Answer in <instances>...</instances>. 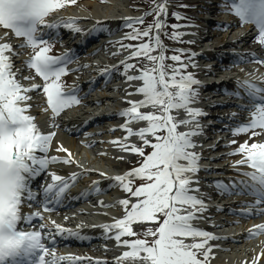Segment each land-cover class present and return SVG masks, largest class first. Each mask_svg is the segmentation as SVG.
<instances>
[{
    "label": "snow or ice",
    "instance_id": "obj_1",
    "mask_svg": "<svg viewBox=\"0 0 264 264\" xmlns=\"http://www.w3.org/2000/svg\"><path fill=\"white\" fill-rule=\"evenodd\" d=\"M104 2V0H101ZM77 0H0V28L10 31L15 37L23 38L19 48L32 49V55L22 61L23 68H16L13 57L19 56L10 43H0V264H81L85 258L57 256L54 247L57 236L65 234L77 236L78 233L62 227L55 221H45L43 212H51L50 205L59 204L74 182L82 174L72 173L65 178L51 173V183L42 189L43 199L35 203L36 211L24 214L23 208H33L38 194L31 188V181L44 174L50 165L71 164V152L59 145L55 151L67 153V156H49L56 133H43L34 123V117L25 114L32 107L27 102L32 99L29 93L41 90L46 95L47 107L53 119L73 105L80 103L77 89L71 92L63 90L61 78L68 73L67 64L72 57L52 56L51 44L44 39L45 29L59 26L68 28L76 34L83 30L76 27L75 18H60L59 22H49L48 18L60 9L74 5ZM232 14L239 18L241 25L252 24L258 30L254 38L264 46V0H227ZM188 8L191 5H180ZM169 0H152L148 12L140 17L124 18L125 26L131 31L123 39L136 43H121L120 47L128 53L121 61L123 75L133 87L127 96L140 95V100H127L129 107L118 113L125 118L120 130L123 137L111 141L121 152L141 158L139 166L115 177L127 198L106 207H120L124 216L111 224L103 226L108 239H114L118 247L128 250L114 257L115 264H210L214 258L213 249L217 247L211 241L223 239L198 226L200 222L210 220L207 215L210 204L200 189V161L204 158L196 149L202 148L196 138L204 134L202 119L207 114L195 107L199 101V89L203 86L190 67L194 63L195 53L184 49H169L162 36L177 43H195L184 41V35L192 33L179 31L190 24H167ZM154 17L153 22L144 27L147 16ZM176 20H189L179 12L170 14ZM171 27L169 34L165 29ZM8 32L5 33L7 37ZM5 37H0V40ZM171 51L173 54L168 56ZM121 54L120 52L113 55ZM250 62L262 63L254 53L249 54ZM135 60L136 63L129 61ZM173 63L169 64L167 61ZM146 61L144 67H138ZM87 67V66H85ZM24 70H34L35 75H22ZM109 70L105 69L102 75ZM136 72L138 74H129ZM39 77L42 84L25 87L21 82ZM237 91L232 93L241 97L239 89L248 100L250 107L239 106L248 111V123L233 130L234 135L248 134L249 140L264 135V81H237ZM133 125H140L134 128ZM52 127H57L53 124ZM181 128L187 129L181 131ZM136 138L138 143L131 142ZM236 144L237 141H231ZM150 148L151 151H146ZM37 153H40L38 155ZM229 155H241L236 161V171L244 179L238 181H215L217 195H246L253 199L244 202L239 215L245 218L264 216V142L239 144ZM123 160L124 156L116 157ZM243 167L250 169L242 171ZM104 176V173H100ZM145 183L133 186L136 180ZM73 182V183H70ZM98 182H93L96 189ZM99 191V189H96ZM218 211H223L217 207ZM43 221L38 226L33 221ZM67 219V217H65ZM21 224L28 225L25 230ZM145 227L142 233L135 226ZM215 226V225H213ZM264 234V223L255 225L247 233L249 238ZM133 240L123 237H139ZM151 237V239H148ZM261 255H264L262 253ZM259 257L256 258L258 261ZM88 264H93L89 260ZM95 264H109L106 260H96ZM256 264V261L253 262Z\"/></svg>",
    "mask_w": 264,
    "mask_h": 264
},
{
    "label": "bare ground",
    "instance_id": "obj_2",
    "mask_svg": "<svg viewBox=\"0 0 264 264\" xmlns=\"http://www.w3.org/2000/svg\"><path fill=\"white\" fill-rule=\"evenodd\" d=\"M120 0H109V2L107 1L106 6L103 7H99L96 3V1H83L81 3H79V5L77 6V9L74 11H70V12H66V13H55L49 20V22H59L60 18H75L76 19V24L75 26L82 29L83 31L79 34H76L73 31H70L68 28L59 26L55 29H45V32L50 33V35H55L54 32L58 33V34H64L66 37H69L72 40H78L80 37L82 38H88L94 33H102L104 30H106V28L109 25L112 26H117L118 25V21L114 20L115 17L119 14H122V10H124V14H127L124 8H122L121 3H119ZM130 3V7L131 9H137L139 10L141 8L140 6V0H138L136 3H133L132 0H126L124 2V5ZM214 3L212 0H203L202 3H196L193 5V7H195L198 11L199 10H203V9H212L215 10L214 12H220L222 14L225 13L224 11V6L223 4L219 3V5L217 6H209V4ZM221 14V15H222ZM224 19H218L217 23H214V25H216V28H218L219 30L215 31L217 32L216 34H214V37H216V46L217 48L214 49V51H219V56L222 57H228V58H234V59H241V58H246V56H249V54L254 53L255 56L256 55V50H254V52H249V53H227V51L225 49L229 48L230 46H234L233 44L236 43L237 41H239V39L241 38L242 40L247 39L248 35L247 33H241L240 35L236 36V34H234L233 32H225L227 31V28H233V26H237L238 23L240 24L241 21L238 20L236 23L232 20V23H227L226 21H223ZM226 24V27H225ZM229 24V26H228ZM111 26V27H112ZM249 27V26H248ZM247 27V28H248ZM223 31V33H221L222 35L219 36L220 32ZM57 34V35H58ZM209 34H206L205 37L208 38ZM5 39L7 40V37H5ZM4 39V40H5ZM212 38H208L207 40H211ZM5 40V41H6ZM8 40H10L8 38ZM7 40V41H8ZM184 40V39H183ZM250 41V40H248ZM208 42V41H205ZM197 42V44L200 45H204V43ZM14 45V44H13ZM259 48H263L262 45ZM18 57V56H16ZM13 57V60L15 62V66H22L23 68V64L21 62L20 58H16ZM250 57V56H249ZM130 63H136L135 60L133 61H129ZM146 61H141L139 64H145ZM111 74H118L116 72V68H111L110 70ZM90 76H82L80 81H77V83H79V85L88 83ZM39 84V83H36ZM135 86H133L132 88L130 87H125L123 88V93L124 95H126V92H130L132 90H134ZM40 90L35 91L36 94H39ZM34 92V93H35ZM30 96L32 97L33 94L30 93ZM142 99V97H138L135 98V100H140ZM127 100H130L128 98H124V99H120L118 102L120 103H124V104H128L126 103ZM41 110V115L40 117H37V122L38 125L40 127H47V126H51L52 124H54L55 122H53L51 119H48L46 117V113L44 112L43 108H41V104L39 107ZM225 108H229V105H225L222 107V109ZM81 108L75 109L73 110L68 117L66 118V123L67 126L69 128V130H72L74 127V130H76L77 128L80 127V125L82 124V120L81 119V115L79 116V110ZM122 111V110H121ZM122 118V117H120ZM227 119H230V117H227ZM123 120V124L125 122V118H122ZM231 120V119H230ZM117 123V122H114ZM135 128V126H133ZM214 129H216L217 127H212ZM125 135V133L123 132V134L120 135V137H123ZM58 136L59 141H58ZM119 137V138H120ZM216 138V137H215ZM209 139H211V137H209ZM256 140V141H255ZM264 142V135H260L258 136L256 139H254L253 142ZM76 142V141H75ZM134 143H138V141L136 140V138H132V141ZM221 142V140L218 142L217 145H219V143ZM244 143V142H243ZM63 144H68L65 145L64 148H67L70 152H71V159L74 161V163L71 164H62V163H57V164H53L50 165L49 168L47 169V171L42 174L41 176L35 177L37 180L43 181H51L50 178V174L51 173H56L62 177H64V175L61 172L64 173H76V174H84L86 173L84 169H81L80 166L86 165L89 166L91 170L90 174H93V179L91 178L89 179H85L88 187L89 185H91L94 181H96L99 178H107V180L110 183H115L116 181L114 180H110L108 179V177H115L118 175H122L126 172H128L127 170H125V166L127 165V163H131L129 160L132 159L133 157H135V159H137L136 156H132V157H124L123 160H119L116 159V151L117 149L119 150V148L115 145H109V144H105L104 146L99 145L98 147H92L91 149H85L87 155V159L88 160H81L82 156L80 154L76 153V144L75 143H69L65 140V138L61 135L58 134L54 137L53 139V143H52V150L49 153V156H58L60 158H64L67 156V153L64 152H56L55 149L59 146V145H63ZM235 151V149H227L225 150L224 154H222L221 156H218L217 153L213 152H208L207 150H202L201 153L203 155V159L200 161V164L203 168L208 169V171H200L198 173L199 177H200V182L204 183V185L200 186V189L202 191V193H204L205 198L207 200V197H212L214 196V199H216L217 196V189L214 188L212 186V184H214L215 181H222L224 180L226 177L228 176H232L231 172H237L236 171V161L240 160L241 158H233V156L237 157V155H229V153ZM230 156L232 158H224L225 156ZM91 157H94L93 160H90ZM119 157V156H117ZM218 165L217 168L213 169V167H215V165ZM247 168L243 167L241 170L245 171ZM205 172H217L219 174H223V175H227L226 177H223L221 179H206L203 176L205 175ZM100 173H104V176H101ZM238 173V172H237ZM87 174V173H86ZM230 180H232V177H228ZM243 178H240L238 180H242ZM233 181V180H232ZM80 183V181H78V184ZM90 183V184H89ZM117 183V182H116ZM93 185V184H92ZM111 186V185H109ZM91 187V186H90ZM100 187L99 184L96 185V188ZM119 188V187H118ZM115 195L119 196L120 199H125L127 198V194L125 192H123L120 188L117 189L114 192ZM84 196V193L80 196L76 195L74 196L71 201H76V198H82ZM218 198V197H217ZM211 200V199H210ZM210 200H207V203L210 204ZM119 201V200H118ZM117 202H115L114 204H116ZM211 205V204H210ZM116 209V213H117V217L116 219H119V217L124 216V210L120 207H115ZM113 211V210H112ZM114 212V211H113ZM103 214L107 215L106 212L103 211ZM80 215H85V214H80ZM207 215L210 217V220H208L207 222L208 225L205 226V228H218L217 231L222 230L224 227H222L223 225V221L220 219L221 217V212L217 210L216 207L211 206L208 210ZM76 217H72L71 220H74ZM114 218L115 217H107L106 218V223L107 224H111L114 222ZM218 224H222L221 226H218ZM215 225V226H213ZM238 227V226H237ZM98 229H96L97 231ZM243 230V228H242ZM111 234V233H108ZM68 235V234H65ZM64 235V236H65ZM97 235V234H96ZM64 236H61V238L63 239ZM245 235H241V236H236V235H232L229 238H233L234 240H238L237 243H232L230 241H224L223 239L220 240H215V242H212L211 244L216 245L217 247H215L213 249V253H214V258H216L213 261H217V263H222L225 264V260L226 258H240L243 257L244 255L246 256H256L255 254L259 251L257 250V248H253L251 247V245H244V238ZM60 238V240H62ZM134 237H129L130 240H132ZM114 240V239H112ZM219 242H222V245L224 246V248H221L222 250H220L219 247ZM236 242V241H234ZM264 243V242H263ZM107 244L109 245L108 250H107V254L109 257V260H106L109 262V264L113 263L115 264L114 261V257L119 256L122 251L120 249H118L115 245H113L112 243L107 242ZM227 250V252H226ZM225 252V253H224ZM262 253H264V247H262L261 251H260V255L258 256L259 259L258 261H262L264 260V255H261ZM248 260H250V258H247ZM251 260L253 261L254 259L251 258ZM230 261V260H228ZM83 262V260H82Z\"/></svg>",
    "mask_w": 264,
    "mask_h": 264
},
{
    "label": "rangeland",
    "instance_id": "obj_3",
    "mask_svg": "<svg viewBox=\"0 0 264 264\" xmlns=\"http://www.w3.org/2000/svg\"><path fill=\"white\" fill-rule=\"evenodd\" d=\"M138 0H132V2L133 3H136ZM161 2V0H157V3H160ZM203 2V0H170V3H169V13L172 11V12H179L182 16H185L186 17V15H185V10H184V7H180V5H191L192 6V4H196V3H202ZM146 3L148 4V5H146ZM140 6H141V8H140V10H139V12L137 13V16H142L146 11H149L150 10V8H151V6H152V0H140ZM147 8V9H146ZM196 9V8H195ZM72 10H74V8H72ZM196 10H194V11H191L190 13H192V14H196V12H195ZM66 12H68V9H63V10H61V11H59V12H55V13H66ZM55 13H53V14H55ZM53 14L51 15V17L53 16ZM153 19H154V17L152 16V15H149V16H147V18H146V20H145V22L147 23V22H149L150 20H152V22H153ZM232 19V18H231ZM171 20H172V25L173 24H181V25H184V24H190V25H192V27H187V28H185V27H182V28H180L179 29V31H181V32H183V30L184 31H190L191 29H193V28H195V23L192 21V20H187V21H185V20H176V19H174V18H172L171 17ZM233 20L234 21H236V17L235 18H233ZM146 23H144V25H139L138 27H144V26H146L147 24ZM150 24V23H149ZM171 31H170V33L169 34H171V32L173 31V29L171 28L170 29ZM221 36V35H220ZM183 39H185V38H187L188 40L189 39H191L192 38V35H184L183 37H182ZM133 44L134 43H136V41H131ZM172 43H174V44H177V42H172ZM168 47V46H167ZM169 47H172V48H175V49H177L178 47L177 46H169ZM185 49H187V47H185ZM172 54H169V56H171ZM167 63H169V64H171V63H173L171 60H169V61H167ZM138 67H140V68H142V67H144V64H138ZM240 141L239 142H245L246 140H249V138H247V137H245V138H241V139H239ZM250 141V140H249ZM238 147V146H237ZM237 147H235V149L237 148ZM133 160V159H132ZM134 161V160H133ZM134 230L136 231V232H138V233H142L143 231H144V228H140V227H135L134 228ZM136 238H141V239H143V238H145L143 235H141V236H139V237H134L133 239H136ZM132 239V240H133ZM148 239H151V237H148Z\"/></svg>",
    "mask_w": 264,
    "mask_h": 264
}]
</instances>
